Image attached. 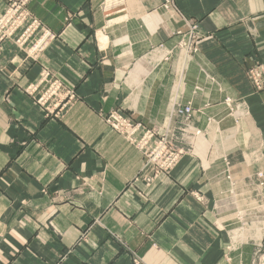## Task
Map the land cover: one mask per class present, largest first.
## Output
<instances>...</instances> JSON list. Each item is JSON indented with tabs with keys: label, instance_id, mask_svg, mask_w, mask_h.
I'll return each instance as SVG.
<instances>
[{
	"label": "crops",
	"instance_id": "crops-1",
	"mask_svg": "<svg viewBox=\"0 0 264 264\" xmlns=\"http://www.w3.org/2000/svg\"><path fill=\"white\" fill-rule=\"evenodd\" d=\"M165 1L31 0L54 39L35 56L2 43L0 264H251L236 225L264 212V90L245 74L264 63V0ZM42 67L77 94L57 115L24 91ZM188 103L192 128L172 112ZM111 109L188 152L156 172Z\"/></svg>",
	"mask_w": 264,
	"mask_h": 264
},
{
	"label": "built area",
	"instance_id": "built-area-1",
	"mask_svg": "<svg viewBox=\"0 0 264 264\" xmlns=\"http://www.w3.org/2000/svg\"><path fill=\"white\" fill-rule=\"evenodd\" d=\"M30 2L31 0L6 1L5 7L0 13V52L2 43L5 40H12L19 48L25 49L28 54L35 56L42 52L50 40L54 39L55 33L33 15L29 6ZM164 6L166 8L171 6V0H166ZM200 37L201 33L193 24L188 36L184 34L179 41L178 50L187 60L196 51V40ZM157 54L159 55L156 58L158 65L161 61H168L172 57L170 52L164 54L158 52ZM245 74L254 91L264 90V63L246 66ZM24 91L40 107L54 115L61 113L77 98L76 91L65 85L46 67L41 68L37 80L29 83ZM224 102L230 111L241 110V106H244L242 102L233 101L228 97L224 99ZM172 112L183 118L186 128H192L189 124L193 113L190 104L185 106L175 104L172 106ZM102 120L113 131L134 145L144 155L146 163L152 165L156 172L169 173L183 155V151L177 149L173 145L172 139L166 134L159 133L154 128H148L131 115L125 116L117 109H111L107 114L102 115ZM200 132L201 130L194 129L195 135H199ZM262 175V172H258L257 178L261 179ZM227 178L230 179L229 175ZM258 184L263 185V181L258 180ZM251 264H264V251L261 244L259 248L255 249Z\"/></svg>",
	"mask_w": 264,
	"mask_h": 264
},
{
	"label": "rangeland",
	"instance_id": "rangeland-1",
	"mask_svg": "<svg viewBox=\"0 0 264 264\" xmlns=\"http://www.w3.org/2000/svg\"><path fill=\"white\" fill-rule=\"evenodd\" d=\"M173 145L177 149L183 151L182 156H184V151L188 152L187 149H184L186 147H178L176 144H174V142ZM238 217L240 218V222L239 220H237L238 221L236 225L237 238L243 241L251 242L253 244V252H254L256 248H259V245L261 244L262 240H264V212L254 209V211H252L250 216L244 218L245 217L244 214L241 213L240 216ZM246 219H247V225H245Z\"/></svg>",
	"mask_w": 264,
	"mask_h": 264
}]
</instances>
